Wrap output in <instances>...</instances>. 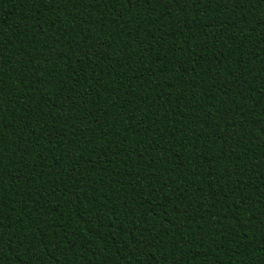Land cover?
Instances as JSON below:
<instances>
[{"label":"trees","instance_id":"16d2710c","mask_svg":"<svg viewBox=\"0 0 264 264\" xmlns=\"http://www.w3.org/2000/svg\"><path fill=\"white\" fill-rule=\"evenodd\" d=\"M0 264H264V0H0Z\"/></svg>","mask_w":264,"mask_h":264}]
</instances>
